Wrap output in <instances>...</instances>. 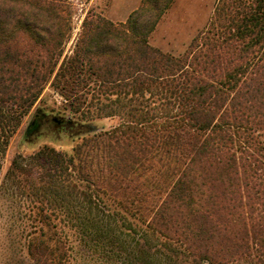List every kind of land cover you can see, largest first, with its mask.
<instances>
[{
    "label": "trees",
    "instance_id": "trees-1",
    "mask_svg": "<svg viewBox=\"0 0 264 264\" xmlns=\"http://www.w3.org/2000/svg\"><path fill=\"white\" fill-rule=\"evenodd\" d=\"M175 1L143 0L125 23L89 14L61 62L70 8L0 0V170L49 83L74 114L124 120L95 134L81 126L88 136L70 154L17 157L0 189L33 187L28 197L50 205L35 221L122 264H264V0H218L180 56L150 43ZM43 115L26 137L76 127ZM53 236V264L69 261Z\"/></svg>",
    "mask_w": 264,
    "mask_h": 264
},
{
    "label": "rangeland",
    "instance_id": "rangeland-1",
    "mask_svg": "<svg viewBox=\"0 0 264 264\" xmlns=\"http://www.w3.org/2000/svg\"><path fill=\"white\" fill-rule=\"evenodd\" d=\"M142 1L62 0V4L70 8L72 32L64 46L61 62L66 56L73 55L78 37L83 31L85 19L89 14H101L115 23H125L130 14L141 6ZM217 1L176 0L151 35V45L165 53L175 56L183 55L193 39L207 27ZM93 94L95 93L91 91L89 100ZM95 111L94 107L88 115L83 116L82 113L86 112L84 109L81 113L74 114L69 107V102L49 83L11 140L1 164L0 185L10 165L17 157L21 156L26 163L31 156L44 148L70 154L88 136V134H80L78 130L81 129V126L90 128L91 134H95L109 132L124 122L120 116L92 115ZM40 112L47 115L49 120L61 118L72 121L76 127L58 129L50 124L39 132L26 137L30 125ZM35 172L32 178L35 185L38 186L39 180H37L38 176ZM4 187L0 189V264H53L50 254L51 249L55 248L56 239L53 236L55 232L65 248L63 253H66L70 247L69 256L71 257L69 261L67 259L59 260L55 264H122L121 259L107 254L103 247L82 243L67 227L59 225L55 230L35 221L37 209H47L50 205L33 196L28 197V194L34 193L33 187L21 186L19 188L12 182H8ZM67 204H61V207L67 206ZM81 205L77 200L71 205L68 204V206L77 209H80ZM83 207L85 206L83 205ZM139 237H143L142 230ZM161 242L164 241H160V243L153 241L152 244L162 245Z\"/></svg>",
    "mask_w": 264,
    "mask_h": 264
},
{
    "label": "flooded vegetation",
    "instance_id": "flooded-vegetation-1",
    "mask_svg": "<svg viewBox=\"0 0 264 264\" xmlns=\"http://www.w3.org/2000/svg\"><path fill=\"white\" fill-rule=\"evenodd\" d=\"M44 118H45L44 115L40 112V113H38L36 115V120L35 121H38V119L43 120Z\"/></svg>",
    "mask_w": 264,
    "mask_h": 264
}]
</instances>
